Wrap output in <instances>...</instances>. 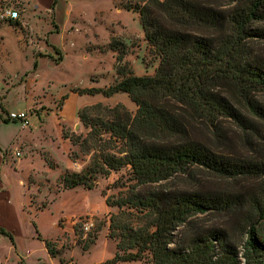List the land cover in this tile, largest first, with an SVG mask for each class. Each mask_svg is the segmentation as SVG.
Returning <instances> with one entry per match:
<instances>
[{
	"label": "trees",
	"instance_id": "obj_1",
	"mask_svg": "<svg viewBox=\"0 0 264 264\" xmlns=\"http://www.w3.org/2000/svg\"><path fill=\"white\" fill-rule=\"evenodd\" d=\"M230 1L236 3L225 9L208 0H146L140 6L127 5L125 9L138 14L144 39L158 58L154 73L136 75L128 70L122 60L124 45L111 38L106 47L118 52L112 82L71 89L104 97L125 93L136 105L134 113L121 103L84 105L77 118L87 132L63 133L81 153H90L83 169H64L58 176L63 189H93L98 175L124 167L132 181L117 186L127 188L114 200L101 191L105 205L117 209L109 212L107 224L115 252L96 264L136 260L145 264H264V156L221 155L188 136L173 119L175 109L190 111L209 125L230 116L246 130L243 113L223 93L234 88L246 101L247 113L264 124V109L248 97L252 91L264 92V56L249 45L254 40L264 42V27L253 26L264 22V0ZM60 59L61 55L56 61ZM191 167L223 179H253L254 194L246 209L232 192L200 193L163 183ZM198 213L226 217L225 225H206ZM104 225L96 222L92 233H87L89 238L77 241L82 252L96 242ZM0 234L11 240L2 228ZM43 243L51 256L60 255L54 241L43 239Z\"/></svg>",
	"mask_w": 264,
	"mask_h": 264
},
{
	"label": "rangeland",
	"instance_id": "obj_2",
	"mask_svg": "<svg viewBox=\"0 0 264 264\" xmlns=\"http://www.w3.org/2000/svg\"><path fill=\"white\" fill-rule=\"evenodd\" d=\"M208 1L219 4L223 9L236 3L230 0ZM145 2L146 0H62V6L59 4L55 9L54 0H30L29 3L25 0H0V13L5 7L17 9L19 18H24L30 12L41 13L45 21L41 18L39 27L32 28L36 34L43 33L44 30L47 35L52 32L49 40L54 44L47 49V53H32L28 48L19 46L17 36L7 25L0 27V105L3 104L7 109V112H3V119H0V228L8 231L13 238L19 239L21 236L23 245L17 243L19 254L24 253L26 248L33 253L41 246L37 237H48L56 238L54 246L63 254L62 261H72L75 257L77 262L84 264L87 260H95L102 255H109L110 258L113 256L115 244L107 235V224L109 212H116L117 209L105 205L101 191L104 190L114 200L127 188L117 186L132 184L127 168L111 171L107 176L98 175L93 189L87 190L80 186L59 194L52 202L63 189L57 174L65 168L80 171L90 160V153H81L76 145L63 136L64 132L76 135L87 132L77 118L74 105L89 97L75 95L65 100L63 96L69 94L74 87H101L115 78V57L118 52L112 54V57L104 56V59L97 51L87 50L94 48L89 41L102 42L109 30L120 32L111 38H116V42L124 45L122 60L127 62L128 70L136 75L154 73L158 58L149 50L138 14L125 9L127 5L140 6ZM66 11L72 12L70 18L62 21L52 18L55 13ZM253 26L264 27V22ZM249 45L253 52L264 56V42L254 40ZM60 55L62 60L56 64ZM36 67V74L31 75ZM26 75H31L27 82L24 81ZM223 93L243 113L246 130L230 116L219 117L214 121L215 125H209L207 120L195 118L190 111L175 109L173 119L176 118L177 124L188 136L209 144L221 155L246 158L264 156V124L247 113L246 101L234 88H227ZM248 97L256 106L264 109V92L252 91ZM97 98L94 103L101 102L109 106L121 103L131 113L136 110V105L125 93L109 98L98 95ZM21 110L30 115V125L27 128L8 118L9 112ZM247 124H251L256 130L248 129ZM13 150L19 151L18 157L14 154L10 157ZM48 166L54 168L49 169ZM29 170L30 181L34 185L26 190V175ZM116 181L119 183H115ZM163 183L200 193L232 192L240 197L238 201L243 210L254 194L255 184L253 179L248 178L223 179L199 167L179 172ZM49 202L51 204L47 205ZM45 205L47 208L44 210L34 212ZM23 208L29 210L30 215ZM86 210L88 213L84 212ZM197 216L206 225H222L226 222V217L210 213H198ZM99 221L105 222V225L98 233L96 241L99 239L100 242L97 248L104 246L105 249H95L85 257L77 241L89 238L87 233H92ZM85 224L87 228L84 227ZM25 226L34 231L32 239L27 229L23 231ZM20 230L23 231L21 234ZM3 235L0 234V264H15L11 259L7 263L2 261L8 256L11 246L9 238ZM21 262L22 259L19 260ZM122 264L145 262L136 260Z\"/></svg>",
	"mask_w": 264,
	"mask_h": 264
},
{
	"label": "crops",
	"instance_id": "obj_3",
	"mask_svg": "<svg viewBox=\"0 0 264 264\" xmlns=\"http://www.w3.org/2000/svg\"><path fill=\"white\" fill-rule=\"evenodd\" d=\"M25 1L27 3H29L30 0H25ZM54 4H55V9H56V6L59 5V4L62 6V0H54ZM32 12H35V11L33 10ZM64 13H55L54 17L52 16V18L55 21H62L64 19L70 18L72 12L71 11H66ZM35 17H37V18L35 19ZM33 18H34V21H33ZM41 18H43V22H44L45 18H44V16L41 13H39V12L31 13L30 12V13L24 15V18L20 17L18 20H13V19H9V18L1 19L2 21H0V27L3 24L7 25L9 27V29L11 31H13V33H15V35L17 36V40L19 42V46H21L22 48H24V49L28 48V50H31L32 53L33 52H39V53L42 52V54H43L44 52L47 53L48 52L47 49L50 46L53 47L52 45H54V44L51 43V41L49 40V38H50L49 36H50V34L52 32H49L48 35L46 34V32H47L46 30H44L43 33L39 32V33L36 34V32H34L32 27H39V22L41 21ZM42 26L45 28L44 25H42ZM40 27H41V25H40ZM27 31H29V32H27ZM28 33H30V34H28ZM118 33H120V32L117 31V30H114V31L109 30V33H108L107 37L105 39H103L102 42L94 43V42L89 41L88 43H92L94 48H90V49H87V50H89V51H91V50L92 51H97L99 54L103 55V58H104V56L112 57V54L115 55L116 51H112L106 46L110 42L111 36L115 37V35H117ZM24 38H26V39H24ZM0 39H1V37H0ZM61 60H62V55H61V59L59 61H56V64H58ZM36 72H37V67L33 69L32 73L31 72L30 73H31V75H35ZM31 75L24 76L25 77V78L23 77L24 81L27 82L28 78ZM99 75H100V73H99ZM113 79H114V77L112 78V80ZM112 80L110 82H112ZM109 83H107V85ZM117 94H121V93H114L113 95H117ZM75 95L76 96H87V97H89V98L86 99V101H83L81 103L77 102L74 105V110L76 112V111H78L79 108L83 107L84 105H89L91 103H94V101H97L98 100V98H97L98 95H101V94H99V93H96V94H77V93L72 92L70 90L69 94H67L66 98H64V99L68 100V98L70 96H75ZM113 95H111V96H113ZM111 96H109V97H111ZM109 97H105V98H109ZM1 105H2L3 110H0V119H3V112L4 113L7 112V109L5 108V106L3 104H1ZM21 111H23V110H21ZM13 122H15V121H13ZM20 125H21V123H20ZM29 125H30V115H28V124L26 126H23V128H27ZM44 167H45V161H44ZM54 167H56V165H54ZM54 167L48 166L49 169H53ZM32 169L33 168H31V170ZM31 170H29L27 175H26V183H27L26 190L29 189L30 185H34V183H32L30 181V177H31L30 171ZM61 173H62V170L57 174V177ZM23 184H24V182H23ZM78 187H80V186H76V187L70 188V189H62L60 192L57 193L56 197L52 200V202L56 198L59 197V194L65 192V191H68V190L76 189ZM48 204H51V202L47 203V205ZM47 205L36 209L34 212L38 213V212L44 210L45 208H47ZM23 211H25V213L27 215H30V211L29 210H26V209L23 208ZM84 212L88 213V210H86ZM71 228H72V224H71ZM25 229H27L29 231V233L31 235L30 239H32L35 236L34 231L29 230L30 228L29 227L27 228V226H25L23 231ZM23 231L20 230L19 234H21ZM6 232H8V231H6ZM3 236H6V235H3ZM10 236H11V240L9 239V241H10L11 246L9 248L10 249L9 250V254H8L7 257H4L2 259V261L6 262V263L8 262V260L11 259L12 261L11 260L10 261L14 262L15 264H82L80 262H77V258H75V257H73L72 261H67V260L62 261L61 257H63L62 256L63 254H60L58 256H51L48 253V251L46 250L45 246H44L43 239H49L51 241H54V240H56V238L55 239L48 238V237L40 238V237L36 236L37 239L39 240V242L41 243V246L37 250H35L33 253H31V251L26 248L24 250V253L19 254L18 250H17V243L18 244L20 243L21 246L23 245L22 241L20 240L21 236L19 237V239L18 238H13L11 234H10ZM58 237H60V235ZM99 242L100 241L98 239L96 241V243L91 245V247L87 251L83 252L86 255L85 257H87L88 255H91L95 249H98L97 247H98ZM99 249L100 250H104L105 248H104V246H100ZM99 249H98V251H99ZM109 258H110L109 255H107V256L106 255H102L98 259L87 260L84 264H95V263L102 262V261H104L106 259H109ZM20 259H22L21 263H19ZM122 263H127V262H117L115 264H122Z\"/></svg>",
	"mask_w": 264,
	"mask_h": 264
},
{
	"label": "built area",
	"instance_id": "obj_4",
	"mask_svg": "<svg viewBox=\"0 0 264 264\" xmlns=\"http://www.w3.org/2000/svg\"><path fill=\"white\" fill-rule=\"evenodd\" d=\"M4 18H9V19H13V20H18L19 19V12L17 9L15 8H11V7H5L2 12L0 13V19H4ZM8 118L10 120H14V121H18L21 123L22 126H26L28 124V112L27 111H18V112H14L11 111L8 114ZM15 156H19V151L17 150H13L12 154L10 155V157H12V155ZM85 228L86 224L84 225Z\"/></svg>",
	"mask_w": 264,
	"mask_h": 264
}]
</instances>
